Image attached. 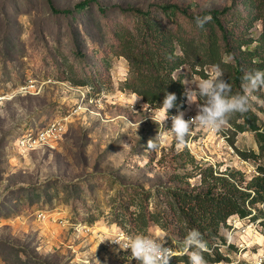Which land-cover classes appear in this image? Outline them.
<instances>
[{
  "label": "rangeland",
  "instance_id": "rangeland-1",
  "mask_svg": "<svg viewBox=\"0 0 264 264\" xmlns=\"http://www.w3.org/2000/svg\"><path fill=\"white\" fill-rule=\"evenodd\" d=\"M89 1L101 5L105 16L94 3L92 20L80 14L78 4ZM154 3L198 12L230 0H0V264H139L130 250L109 241L135 235L117 224L124 212L138 213L145 196L151 211H169L164 188H199L208 167L220 175L244 168L204 128L194 127L179 148L168 136L157 150H146L159 132L151 118L157 110L146 109L141 98L134 103L139 96L125 89L127 62L107 51L102 37L120 20L118 7ZM210 69L205 66L207 75ZM177 74L189 83L186 88L204 79L190 66ZM82 78L86 84H76ZM256 91L250 100L264 107ZM187 104L186 112L196 115L197 104ZM55 120L65 123L59 137L34 149L21 145L27 130ZM165 127L171 124L165 121ZM254 141L245 132L229 144L247 151ZM258 163L264 166V158ZM261 217L230 220L222 233L233 246L221 248L223 263L258 264L264 254ZM161 233L167 234L152 226L145 235ZM183 241L174 233L167 240L177 257L184 254ZM173 259L170 264H185Z\"/></svg>",
  "mask_w": 264,
  "mask_h": 264
},
{
  "label": "trees",
  "instance_id": "trees-1",
  "mask_svg": "<svg viewBox=\"0 0 264 264\" xmlns=\"http://www.w3.org/2000/svg\"><path fill=\"white\" fill-rule=\"evenodd\" d=\"M91 3L96 4L99 14L105 16V9L90 1L78 4V12L92 20L94 8ZM118 8L120 20L116 19L119 21L103 30L107 35L102 37L105 48L127 62L130 75L125 89L155 110L160 109L167 91L177 95V105H182L180 110L186 112L184 76L177 74L183 66H190L197 75L207 79L205 66L219 65L224 79L231 85L232 95L243 94L241 84L245 72L264 71V0H230V4L220 9L198 12L176 3H154L146 9ZM205 15H210L212 20L203 28L197 27L195 18ZM258 26L259 34L255 33ZM84 82L82 78L76 84H86ZM256 93H261L260 97L264 99V87ZM176 111L173 108L170 113L176 114ZM228 122L240 133L253 134L254 148L236 151L256 164L259 175L248 174L245 168L220 175L208 167L202 172L199 188L177 187L160 191L169 211H151L147 206L149 197L145 196V205H140L138 213L122 211L117 224L133 234H145L152 226H157L167 232V240L172 233L185 238L190 230L198 229L208 242L209 251L203 253L207 264H220L226 259L221 248L233 245L227 243L222 231L229 229L233 217L257 220L261 214L259 225L264 230V213L254 212L264 205V166L258 163L264 158V107L250 100L249 110L243 114L234 113ZM174 260L189 264L185 253L175 256Z\"/></svg>",
  "mask_w": 264,
  "mask_h": 264
},
{
  "label": "clouds",
  "instance_id": "clouds-1",
  "mask_svg": "<svg viewBox=\"0 0 264 264\" xmlns=\"http://www.w3.org/2000/svg\"><path fill=\"white\" fill-rule=\"evenodd\" d=\"M211 20L210 15L195 18L199 28H203ZM195 86V89L186 88L184 92L187 102L196 103L198 109L197 114L189 119H185V112L180 110L182 105H177V95L165 91L160 109L155 116H151L153 122L159 125V132L155 139L148 140L146 150H157L168 136L174 138L179 148L185 144L186 137L194 127L211 131L222 129L234 113L243 114L249 110L251 94L264 87V71L255 69L244 73L241 84L243 94H231V85L224 79V72L219 65L211 66L208 78L201 79ZM140 98L135 97L134 103ZM198 99H203V103H197ZM173 108H176V114L170 115ZM169 119L170 129L165 127V121ZM109 241L118 245L120 250H130L131 258L139 264H170V260L177 255L174 248L166 246L167 239L163 233L157 236L120 235ZM183 251L189 257V264H207L203 253L209 251L208 242L198 229L188 232L183 241Z\"/></svg>",
  "mask_w": 264,
  "mask_h": 264
},
{
  "label": "built area",
  "instance_id": "built-area-1",
  "mask_svg": "<svg viewBox=\"0 0 264 264\" xmlns=\"http://www.w3.org/2000/svg\"><path fill=\"white\" fill-rule=\"evenodd\" d=\"M145 105H146V109L148 108L149 111L155 110L149 104L145 103ZM170 115H175V114L170 113ZM194 116L195 115L190 113V112H185V119H189V118L194 117ZM166 123L171 124V120L170 119L167 120ZM64 129H65L64 121L63 120L62 121L61 120H55L43 128H35V129L27 130V132L21 137L20 143L24 148L34 149L39 144L41 145V144L47 143V142L52 141L53 139L59 137ZM207 131L210 134H215L220 138V141L217 142V146L220 147L222 145H226L228 147V149L230 150V152L236 156V159H237L239 165L244 167L248 174H255V175L260 174L257 167L256 168L254 167L253 163H251L252 166L250 167L249 166V160L244 159L239 154L235 153V151H234L235 147H234V144L232 142L229 144L232 136L240 133V132L236 131V129L233 127L232 124L227 123V125L224 126L222 129H220L219 131H211L208 129H207ZM245 165L249 166V169ZM41 216H44V215H41ZM233 221L234 222L240 221V223H241V218L237 217ZM231 226H233V225L231 224ZM233 227H237V225H234ZM227 243L230 244L231 241H227ZM263 260H264V254L259 258L258 264H260ZM220 264H227V263L222 262ZM229 264H235V263H229Z\"/></svg>",
  "mask_w": 264,
  "mask_h": 264
}]
</instances>
